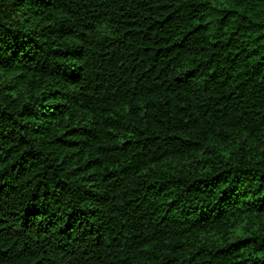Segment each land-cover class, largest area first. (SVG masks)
Instances as JSON below:
<instances>
[{
    "label": "trees",
    "instance_id": "1",
    "mask_svg": "<svg viewBox=\"0 0 264 264\" xmlns=\"http://www.w3.org/2000/svg\"><path fill=\"white\" fill-rule=\"evenodd\" d=\"M0 264H264V0H0Z\"/></svg>",
    "mask_w": 264,
    "mask_h": 264
}]
</instances>
